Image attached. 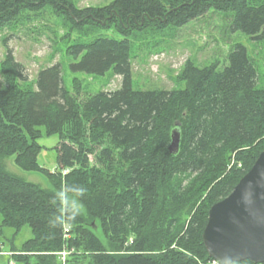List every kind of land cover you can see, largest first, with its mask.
I'll list each match as a JSON object with an SVG mask.
<instances>
[{
    "label": "trees",
    "instance_id": "obj_1",
    "mask_svg": "<svg viewBox=\"0 0 264 264\" xmlns=\"http://www.w3.org/2000/svg\"><path fill=\"white\" fill-rule=\"evenodd\" d=\"M47 7L73 30L114 26L124 39L76 40L67 53L76 60L73 71L113 69L123 83L82 96L80 80L71 92L57 62L42 68L31 87L8 51L0 88V254H13L0 264H216L202 237L209 210L264 150L257 68L236 43L223 69L218 61L199 67L188 59L177 80L184 87L134 89L131 37L149 25L182 27L215 8L232 16L233 31L264 40V0H114L97 8L0 0V31L17 29ZM41 126L60 136L53 171L38 162ZM174 129L181 135L177 154L169 151ZM10 156L23 170L46 175L53 188L8 171ZM25 225L32 237L21 247L12 239L6 248L4 227L17 235Z\"/></svg>",
    "mask_w": 264,
    "mask_h": 264
},
{
    "label": "rangeland",
    "instance_id": "obj_2",
    "mask_svg": "<svg viewBox=\"0 0 264 264\" xmlns=\"http://www.w3.org/2000/svg\"><path fill=\"white\" fill-rule=\"evenodd\" d=\"M71 1L77 8L88 6L97 8L106 6L114 0ZM24 21L26 22L17 29L6 28L0 31V88L3 87L1 63L9 50L13 52L16 61L23 64L27 80L25 84L31 87H34L42 68L60 62L64 66L66 87L71 92L75 91V78L81 82L82 96L121 88L123 77L115 74L113 69L104 75L73 71L70 63L76 60L67 53L68 47L76 40L91 41L99 36L124 39L114 26L87 25L73 30L66 17L50 7L45 9L43 15ZM231 22L230 14L211 8L182 27L169 26L159 29L157 25H149L134 31L131 37L133 88L170 90L184 87V85H178L177 80L188 59L194 61L199 67L218 61L219 68L223 69L227 65V56L236 43L246 46L257 68L258 86L264 88V40L253 39L247 34L233 31ZM35 87L37 88V85ZM40 129L42 136L38 143L42 146V150L38 155V162L49 170H56L59 167L57 147L60 136L48 135L44 126ZM5 164L8 171L26 181L46 189L53 188L46 175L38 171L23 170L15 163L14 156L7 157ZM1 225L2 215L0 214ZM4 232L6 237L1 239L4 240L6 248L11 247L12 239L15 246L21 247L32 237V231L28 225H25L17 235L11 227H4ZM5 254H0V263L11 259L9 255L13 252H5Z\"/></svg>",
    "mask_w": 264,
    "mask_h": 264
},
{
    "label": "water",
    "instance_id": "obj_3",
    "mask_svg": "<svg viewBox=\"0 0 264 264\" xmlns=\"http://www.w3.org/2000/svg\"><path fill=\"white\" fill-rule=\"evenodd\" d=\"M171 137L169 151L177 154L179 130L174 129ZM202 237L219 264L245 260L264 264V150L232 192L211 206Z\"/></svg>",
    "mask_w": 264,
    "mask_h": 264
},
{
    "label": "built area",
    "instance_id": "obj_4",
    "mask_svg": "<svg viewBox=\"0 0 264 264\" xmlns=\"http://www.w3.org/2000/svg\"><path fill=\"white\" fill-rule=\"evenodd\" d=\"M66 232H68V229H66ZM2 254H5V252L2 253ZM60 254H61V253H60ZM62 255L64 256V259H65L67 253H66L65 251H63V252H62ZM213 263L219 264V262H218L217 260H215V259L213 260Z\"/></svg>",
    "mask_w": 264,
    "mask_h": 264
}]
</instances>
